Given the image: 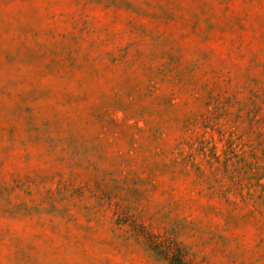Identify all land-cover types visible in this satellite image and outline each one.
I'll use <instances>...</instances> for the list:
<instances>
[{"label":"rangeland","instance_id":"1","mask_svg":"<svg viewBox=\"0 0 264 264\" xmlns=\"http://www.w3.org/2000/svg\"><path fill=\"white\" fill-rule=\"evenodd\" d=\"M0 264H264V0H0Z\"/></svg>","mask_w":264,"mask_h":264}]
</instances>
